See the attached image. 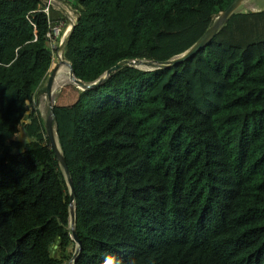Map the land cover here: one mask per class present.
I'll return each mask as SVG.
<instances>
[{
	"label": "trees",
	"instance_id": "1",
	"mask_svg": "<svg viewBox=\"0 0 264 264\" xmlns=\"http://www.w3.org/2000/svg\"><path fill=\"white\" fill-rule=\"evenodd\" d=\"M59 1L0 0V264H264V7L232 11L184 60L122 65L49 107L72 256L69 188L31 105L54 17L71 9L60 55L90 82L183 51L229 0Z\"/></svg>",
	"mask_w": 264,
	"mask_h": 264
},
{
	"label": "water",
	"instance_id": "2",
	"mask_svg": "<svg viewBox=\"0 0 264 264\" xmlns=\"http://www.w3.org/2000/svg\"><path fill=\"white\" fill-rule=\"evenodd\" d=\"M240 1L241 0H229L227 2V4L216 13L212 22L203 30V32L187 48H185L183 51H181V52H179V53H177L171 57H168L166 59L157 60V59H148V58L147 59L146 58H122V59H119L116 62H114L109 67H107L104 70L103 74L99 75L96 79H94L90 82H85V81H83V80H81L78 77H75L73 75V73L71 71L70 63L60 56V50H61L62 44L66 40V38L68 37V34H69V32L72 28V25H73V22H71L69 27L67 28V30L65 31L63 36L60 38V40L56 46L59 50L58 55L56 57V60H57V62H64L67 65L69 78L81 89H83L84 87L91 86V85L98 83L109 72L115 70L117 67H120L122 65H132V66H136L139 68H141V66H138L139 64H144V65L148 66V67L143 68V69H151V68H155V67L170 65V64L179 62L181 60H184L185 58H187L191 54H193L195 51H197L200 47H202L215 34V32L221 26V24L224 22L226 17L232 11L236 10ZM45 44L50 45V41L48 39H46ZM53 75H54V70L52 69L47 75L46 83H45V87H44V91L47 95L49 93L50 85H51V82L53 80ZM50 113L51 112L49 111V113L47 114V116L44 119V123H43L44 124V130H45V133L47 135L50 147L53 150L54 155L59 162V165H60L61 170L65 176L66 183H67L68 188H69V214H68L69 220H68V226L71 230L70 236L77 244L75 251L72 253V256H74L76 254L77 249H78L79 241H78L77 236L75 234V231L73 229L74 213H73V207L71 205V200H72V196H73L72 184H71L70 176L68 174V169H67L65 160H64V158H63V156L59 150L57 141L55 140L53 128L51 126V115H50ZM72 261H73V259H72ZM72 261L70 264H72ZM66 264H69V263H66Z\"/></svg>",
	"mask_w": 264,
	"mask_h": 264
},
{
	"label": "rangeland",
	"instance_id": "3",
	"mask_svg": "<svg viewBox=\"0 0 264 264\" xmlns=\"http://www.w3.org/2000/svg\"><path fill=\"white\" fill-rule=\"evenodd\" d=\"M263 7H264V0H241L236 9L254 10V9H259ZM65 26H60V29L64 30ZM62 33L63 31H60V33L56 34V36L51 35L50 37V40H51L50 48L52 50V60L50 62V66L47 70V73L41 80L39 91H37L34 94L32 102H31L32 107H35L39 111L43 119H45V117L49 113L48 109L53 103L70 104L71 102L75 100L78 94V89H81L69 78L67 65L64 62H57L56 60V57L59 52L56 46L60 38L63 36ZM146 67L148 66L144 64H142L141 66V68H146ZM52 69L54 70V75H53V80L50 85L49 93L47 95L44 91V87H45L47 75ZM53 86L55 87L53 88ZM22 134L23 133L21 129H19L18 133H16L15 135L17 137L18 136L20 137L22 136Z\"/></svg>",
	"mask_w": 264,
	"mask_h": 264
},
{
	"label": "built area",
	"instance_id": "4",
	"mask_svg": "<svg viewBox=\"0 0 264 264\" xmlns=\"http://www.w3.org/2000/svg\"><path fill=\"white\" fill-rule=\"evenodd\" d=\"M44 1V6L41 8L45 13L48 12V6L53 3L56 2L58 5H60V1L59 0H43ZM72 15V16H71ZM73 14L70 12L66 15V26L64 28V30L60 29L61 26V21L58 19L55 20V22L50 26V30L47 31V36H48V40L51 42L50 37L52 36H56V34L60 33V31H63L62 35L65 33V31L67 30V28L69 27L70 23L73 22Z\"/></svg>",
	"mask_w": 264,
	"mask_h": 264
},
{
	"label": "clouds",
	"instance_id": "5",
	"mask_svg": "<svg viewBox=\"0 0 264 264\" xmlns=\"http://www.w3.org/2000/svg\"><path fill=\"white\" fill-rule=\"evenodd\" d=\"M104 264H123V262L115 254H109L105 257Z\"/></svg>",
	"mask_w": 264,
	"mask_h": 264
},
{
	"label": "crops",
	"instance_id": "6",
	"mask_svg": "<svg viewBox=\"0 0 264 264\" xmlns=\"http://www.w3.org/2000/svg\"><path fill=\"white\" fill-rule=\"evenodd\" d=\"M62 3V2H61ZM61 5V4H60ZM63 6V8H61L62 9V11L65 13L63 16H60V15H56L54 18H56V19H58L59 18V20L61 21V26H65V24H66V15L68 14V13H70L71 12V9H69L68 7H67V4H63L62 5ZM61 7V6H60ZM72 13V12H71ZM59 16V17H58Z\"/></svg>",
	"mask_w": 264,
	"mask_h": 264
},
{
	"label": "bare ground",
	"instance_id": "7",
	"mask_svg": "<svg viewBox=\"0 0 264 264\" xmlns=\"http://www.w3.org/2000/svg\"><path fill=\"white\" fill-rule=\"evenodd\" d=\"M61 56V55H60ZM138 66H142V64H139ZM65 74V73H64ZM65 76V75H64ZM63 81H64V79H63ZM59 86V85H58ZM55 86H53V88H54ZM59 88V87H58ZM56 91V90H55ZM54 92V91H53Z\"/></svg>",
	"mask_w": 264,
	"mask_h": 264
}]
</instances>
